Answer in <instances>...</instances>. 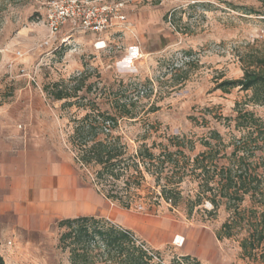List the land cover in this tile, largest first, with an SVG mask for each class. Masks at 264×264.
<instances>
[{
    "label": "rangeland",
    "instance_id": "374dc122",
    "mask_svg": "<svg viewBox=\"0 0 264 264\" xmlns=\"http://www.w3.org/2000/svg\"><path fill=\"white\" fill-rule=\"evenodd\" d=\"M52 1L62 0H0V112L24 103L20 96L38 95L34 103L51 112L48 123L58 126L75 160L77 152L71 144L75 120L96 104L101 112L117 118L106 130L125 146V164L132 168L119 180L104 181L98 178L99 166H81L75 160L86 185L95 188L98 183L99 189L105 193L113 189L120 198L101 195L93 214L119 225L120 211L148 219L170 217L214 237L215 264H264L258 256L244 255L241 241L248 235L247 225L232 221L237 216L226 200L214 207L192 165L195 156L208 149L205 142L223 153V144L247 133L246 128H236L240 110L251 111L264 122V105L251 101V90L234 87L226 92L219 87L243 76L244 60L250 54L264 55L263 3L93 0L89 3L113 8L123 2L119 14L126 19L110 14L109 26L100 32L72 29L68 23L52 34L46 23ZM241 6L255 11L247 13ZM166 14H171L168 21ZM55 82L73 90L83 84L79 97L73 99L78 103L65 106L63 100H54L45 86ZM214 131L221 139L212 137ZM165 147L183 151L174 158L185 168L173 169L166 163L162 169L146 162L133 167L140 150L149 148L158 156ZM251 204L247 197L240 209ZM225 222H233V236L219 240L215 233ZM17 224L14 217L0 220V256L5 264H69V251L59 247L58 221L36 229ZM133 232L153 250L156 262L169 264L185 256L176 243L156 250Z\"/></svg>",
    "mask_w": 264,
    "mask_h": 264
},
{
    "label": "trees",
    "instance_id": "16d2710c",
    "mask_svg": "<svg viewBox=\"0 0 264 264\" xmlns=\"http://www.w3.org/2000/svg\"><path fill=\"white\" fill-rule=\"evenodd\" d=\"M258 1L264 5V0ZM241 7L247 13L255 11L247 6ZM170 15L166 14L165 20L168 21ZM244 62L243 76L225 80L219 87L226 92L234 87L251 90V101L264 105V55L252 53ZM83 87L82 84L73 90L64 83L55 82L46 85L45 90L54 100H63L65 106H72L78 103L79 99H73L79 97L77 93ZM75 121L71 144L77 152L75 160L81 166H99L98 178L104 181L108 178L119 180L125 170H131L132 166L125 164V146L120 144L118 137H112L110 130H106L117 122L115 116L101 112L95 104L90 112ZM240 127L246 128L247 133L234 137L228 145L223 144V153L211 142H205L208 149L195 156L193 172L202 179L200 185L205 188L203 192L211 193L209 200L214 207L226 200L228 208H232L237 216L232 221L247 225L248 235L241 241L244 255L258 256L264 260V168L261 169V164H264V122L253 112L240 110L236 117V128ZM213 135L214 139H221L219 132L214 131ZM176 145L180 147L179 143ZM227 147L232 148L230 153L225 151ZM178 154H183V151L178 149L175 152L165 147L156 156L149 148H144L134 156L139 161L133 167L138 169L140 162H146L162 169L166 163H171L173 169L185 168L186 164L181 165L174 158ZM223 159L226 161L222 162ZM155 160L159 163L155 164ZM98 190L108 199H120L113 189L107 193ZM171 197L166 194L168 201H172ZM247 197L252 206L241 210L240 205ZM129 207L126 204V208ZM58 227L61 230L59 247L69 251V264H163L154 260L153 250L144 248L146 244L132 230L110 219L83 215L62 219ZM233 227V222H225L221 231L216 233L217 238L232 237ZM0 264H5L2 256ZM169 264L203 263L191 255H185L175 258Z\"/></svg>",
    "mask_w": 264,
    "mask_h": 264
},
{
    "label": "crops",
    "instance_id": "0c3cea01",
    "mask_svg": "<svg viewBox=\"0 0 264 264\" xmlns=\"http://www.w3.org/2000/svg\"><path fill=\"white\" fill-rule=\"evenodd\" d=\"M20 97L24 103L0 112V220L14 217L17 227L36 229L66 218L97 216L93 211L105 195L85 184L58 126L48 123L51 112L34 103L38 95ZM119 221L156 250L183 235L185 244H174L179 251L215 264V239L202 229L170 217L148 219L127 211L119 212Z\"/></svg>",
    "mask_w": 264,
    "mask_h": 264
},
{
    "label": "built area",
    "instance_id": "2783aa9c",
    "mask_svg": "<svg viewBox=\"0 0 264 264\" xmlns=\"http://www.w3.org/2000/svg\"><path fill=\"white\" fill-rule=\"evenodd\" d=\"M89 1L93 0L49 2L46 23L50 32L52 34H58L61 28L68 23L72 29L83 28L93 32H100L109 26L110 14L115 17L118 14V18L121 20L126 19L125 15L119 14L121 11L120 7L124 5L123 2L118 3L116 8H113V6L103 3L97 6L96 4L89 3ZM144 248L149 250L147 246H144Z\"/></svg>",
    "mask_w": 264,
    "mask_h": 264
},
{
    "label": "bare ground",
    "instance_id": "6f19581e",
    "mask_svg": "<svg viewBox=\"0 0 264 264\" xmlns=\"http://www.w3.org/2000/svg\"><path fill=\"white\" fill-rule=\"evenodd\" d=\"M185 239L186 238L183 235H177L174 241L176 244L183 246L185 244Z\"/></svg>",
    "mask_w": 264,
    "mask_h": 264
}]
</instances>
